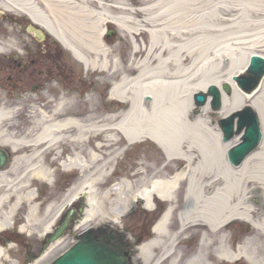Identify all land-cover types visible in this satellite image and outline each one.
<instances>
[{"label":"bare ground","instance_id":"6f19581e","mask_svg":"<svg viewBox=\"0 0 264 264\" xmlns=\"http://www.w3.org/2000/svg\"><path fill=\"white\" fill-rule=\"evenodd\" d=\"M113 1L106 5L103 0H0L6 15L26 16L61 43L85 68L88 79L93 76L96 82L98 72L118 78L110 101L126 104L118 116L100 122L92 115L90 93L85 101L75 92L62 95L55 105L50 94H45L50 99L43 104L32 96L27 110L37 118L30 133L17 139L8 131L15 126L10 122L13 109L0 106V143L14 156L9 167L0 170V264H14V246L2 235L11 231L23 202L26 214L18 231L30 232L40 208L34 187L51 185L58 166L79 171L67 193V204L79 194L86 198L79 220H115L138 210V204L151 212L153 204L164 206L153 236L138 248L146 264L151 259L150 264H264L259 243L264 242V76L250 94L233 86L218 111L222 117L229 115L247 100L259 115L261 143L238 167L227 163L225 153L241 139L220 142L218 131L194 114L191 100L211 84L231 83L246 67L248 55L264 56V0ZM108 22L132 39L146 32L148 45L133 40L131 58L124 64L113 61L115 47L108 48L102 40ZM145 97L150 100L143 101ZM207 110L206 103L201 111ZM102 135L104 143L98 141ZM145 141L161 151L163 163H142L132 171L133 164L120 176L112 172L122 150L118 145L127 150V145ZM47 150L52 155H45ZM61 154L66 156L58 165ZM259 187L260 197L254 195L250 202ZM59 211L41 235L47 234ZM233 223L254 228L234 248L227 233ZM195 235L198 246L184 256L180 245Z\"/></svg>","mask_w":264,"mask_h":264},{"label":"rangeland","instance_id":"374dc122","mask_svg":"<svg viewBox=\"0 0 264 264\" xmlns=\"http://www.w3.org/2000/svg\"><path fill=\"white\" fill-rule=\"evenodd\" d=\"M103 2L106 5H111L114 1L113 0H103ZM140 4H136V7ZM7 13H4V10L0 9V106H6L10 109H13L14 111V119L10 122L15 123V126L13 128H10L9 134L12 138H22L26 134L28 135L31 131V127L37 118V113L30 115L27 108L29 105V97L28 96H18L20 89H13L11 88L12 83L16 80L12 79L11 81H6L7 75L4 73V69H2L3 64L8 61H10L12 54L14 53L19 57L22 56V52L24 51L22 49L21 45H12L13 42L20 43L24 42L27 43V41H30L33 37L32 33L25 30L26 25L31 24V22L26 18V16H23L20 13L17 12H10L8 15ZM43 33L46 36V40L39 43L42 49H46L48 56L50 52L57 51V56L61 57L64 60V63H67L71 66H73V75L72 77L79 76L77 82L76 90H80L81 84L85 81H91L90 87V102L89 105H91L92 109H95V111H92V115L94 117L95 121H102L104 119L110 118V117H116L121 113L122 110L126 108V104L121 101H110V90L113 84L117 82L118 78L115 77H105L102 74L98 72L95 77V81L92 78L88 79V75H86L85 68L80 64L78 61H76L72 55L66 50L61 43H59L52 35H50L48 32L42 30ZM110 31V36H106L107 32ZM102 40L104 41L105 45L108 46V48H114L115 52L112 53L111 59L113 61L120 62L121 64H124L126 61H128L132 56V46H133V40L137 45L144 46L148 45V35L146 32H140L138 34H133L132 36L128 34H125L121 32L115 24L108 22L103 27V34H102ZM34 38V37H33ZM35 39V38H34ZM46 42H55L57 45H51L47 44ZM17 43V44H18ZM44 43H46V46H44ZM23 44V43H20ZM46 47V48H45ZM244 50V49H243ZM257 50V49H256ZM249 54V53H248ZM20 58V59H21ZM249 59V55L247 56ZM19 59V60H20ZM247 59V61H248ZM1 62H3L1 64ZM67 74H65L66 76ZM30 78V77H29ZM22 82H27V74H22V76L19 78ZM64 79V78H62ZM72 79V78H71ZM85 79V80H84ZM75 80V79H74ZM74 82V81H72ZM28 84V83H27ZM63 83L59 84V89ZM76 83L74 84V86ZM221 86V85H220ZM3 87V88H2ZM228 97V96H227ZM32 99V97H30ZM192 100V99H191ZM13 102L14 104L10 103ZM249 101H245V104ZM193 111L197 112L206 120L207 125L212 129L218 131L220 134V130L218 128L217 121L221 118L219 115L218 110H212L210 105L208 104V110L205 113L204 111H201L202 107L195 106L193 103ZM38 109V108H37ZM36 110V109H35ZM196 114V113H194ZM29 118H31L29 122ZM8 122V123H10ZM6 127V125H4ZM36 129V128H34ZM221 136V135H220ZM236 138V137H235ZM233 140V139H232ZM99 142L104 143V135L101 136V139L98 140ZM221 141V140H220ZM126 145H118L117 147H122V150L120 151V154L118 157L114 159V162L112 163V172L115 173L117 176L123 175V172L126 171L128 168L133 166V169H136L140 164H144L149 167L151 164H156V166L160 163L164 162V157L157 149V147L150 143V141L141 142L140 145H127L125 147L127 150H124L123 147ZM0 147L6 148L8 152L13 156V153L10 152L9 146L3 145L0 143ZM121 149V148H120ZM111 150V149H109ZM61 151V150H60ZM51 154L52 151H46L45 155ZM65 154H61V157L59 158V164L62 162L63 157H65ZM12 162V159H11ZM10 162V164H11ZM24 164V163H21ZM59 167V166H58ZM57 167V173L54 174L53 182L51 185H48V187L43 186L41 184H38L36 187H34V195L37 198L36 203L38 202L40 205L37 207H40L37 213V220L32 225V227L28 228V233L24 232L22 233L23 239L25 242L23 245L16 241L12 236L10 238H6V243L11 244V246H14L13 251L11 252V259L14 264H23L24 258L26 256V247H34V250L40 251L41 249V241L43 235H41L44 230L45 224H47L51 219H53L55 213L57 210L61 209V207L66 206L68 203L67 193L73 186L74 182L78 178L77 173H70L68 171H64L62 168ZM262 191V187H259L256 193H253L249 197V201L252 202V198L255 195V198L258 199L260 197V193ZM253 203V202H252ZM47 205H51V209L46 211ZM162 206L159 208L157 212L150 213L145 210H143L141 207H139V210H136L135 212H132L130 215H124L121 217L115 218V220H111L110 218H92L89 220H80V224L73 223L71 226H69L61 238L58 240L59 245H57L52 250L48 251L46 253V257L44 260L39 262L38 264H48L51 260H53L55 257H57L62 251L67 249L74 241L75 236L77 233H79L82 229L87 227H102L103 225H111L114 227V229H123L125 230L129 235H137L141 231H146V234L149 235L150 239L153 236L152 230L149 228L150 225H152L158 216L160 215V212L163 210ZM158 209V208H157ZM146 212V213H145ZM26 214V202H23L21 207L19 208L18 212L16 213L13 222L11 223V229L18 228L20 224L24 222V215ZM79 219V218H78ZM14 227V228H13ZM147 227V229H146ZM8 230V231H10ZM254 231V228L250 224L246 223H233L231 226L228 227L227 233L230 237V243L233 246H237L240 242L244 241L248 235ZM7 232V231H6ZM14 232V231H13ZM12 233V232H11ZM15 234H18L15 231ZM4 235V234H3ZM20 236V234H18ZM31 236V237H30ZM41 236V237H40ZM21 238V237H20ZM142 241V240H139ZM261 249L264 250V242H259ZM198 244V237L197 235L193 236L189 239L186 243H183V245H180V249L183 251L184 256L187 253H190ZM191 250V251H190ZM138 251V250H137ZM136 251V252H137ZM40 254H38L39 256ZM38 259V258H37ZM37 259H34L31 261V264H36ZM131 261L133 264H139L140 258L138 257H131ZM152 259L149 260V264L151 263ZM223 264H246L244 261H237L235 263H223Z\"/></svg>","mask_w":264,"mask_h":264},{"label":"water","instance_id":"95a60500","mask_svg":"<svg viewBox=\"0 0 264 264\" xmlns=\"http://www.w3.org/2000/svg\"><path fill=\"white\" fill-rule=\"evenodd\" d=\"M29 27L32 29L31 26ZM36 33L39 35L38 32ZM263 76L264 57L252 54L245 71L233 76L232 80L236 82L241 90L249 93L258 86ZM222 88L228 95L230 94L231 90L228 83L222 84ZM207 95L212 97V109H219L221 96L219 89L215 85H209L207 93H195L193 96L194 104L196 106L204 105ZM235 118H237L236 131L233 130ZM218 124L223 132V141L232 138L234 134H239L244 129L241 137L242 141L228 151L229 161L233 164L238 165L250 151L255 149L261 140L262 132L259 128V121L256 114L249 107L220 119ZM7 156L6 150L0 148V168L6 166ZM72 212V210L68 212L58 229L47 239L45 246L62 234L71 218ZM114 240L116 239L111 236H106L104 240H96L89 231H85L72 247L57 257L51 264H130V252L127 246L120 242V239H117L116 242Z\"/></svg>","mask_w":264,"mask_h":264},{"label":"flooded vegetation","instance_id":"af4514ba","mask_svg":"<svg viewBox=\"0 0 264 264\" xmlns=\"http://www.w3.org/2000/svg\"><path fill=\"white\" fill-rule=\"evenodd\" d=\"M26 30V29H25ZM32 33V32H30ZM33 34V33H32ZM32 39L27 41V43L20 42L15 43L13 42L12 45H21L22 49L24 50L21 54L24 57H19L14 53L12 54L10 61L3 64L2 69H4V73H6L7 78L6 81H11L12 79L16 80L12 83L11 88L13 89H20L18 96H34L35 98L41 99V104L48 101L50 98L45 99V94H50L52 99V105H55L59 97L62 95H71L73 92L77 93L84 101L86 100V95L90 92L91 82L84 81L81 86L80 90H76L77 82L79 76L72 77L73 75V66L64 63V60L57 56V51H53L47 53V48L42 49L39 43L46 40V36L43 40H39L35 35H32ZM48 45H57L55 42H46ZM44 43V46H46ZM21 58V59H20ZM20 59V60H19ZM3 62H1L2 64ZM22 74H27V82L20 81V77ZM65 74H67L65 76ZM30 77V78H29ZM86 77V75H85ZM64 78V79H62ZM72 78V79H71ZM75 79V80H74ZM85 80V79H84ZM74 81V82H72ZM28 83V84H27ZM63 85L59 89V84ZM76 85L74 86V84ZM81 83V81H80ZM44 96L42 97V95ZM29 97V104H32V99ZM37 102V101H36ZM14 104L13 102H10ZM79 202L75 204V208H79ZM12 236L16 241L23 244L25 241L21 240L20 236L15 234V232L8 233L7 237L10 238ZM27 254L30 258H35L39 251L36 252L34 247H26Z\"/></svg>","mask_w":264,"mask_h":264}]
</instances>
